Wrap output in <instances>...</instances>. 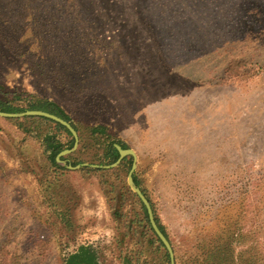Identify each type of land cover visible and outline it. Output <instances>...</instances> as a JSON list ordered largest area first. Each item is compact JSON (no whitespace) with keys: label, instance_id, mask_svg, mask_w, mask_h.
Returning a JSON list of instances; mask_svg holds the SVG:
<instances>
[{"label":"rangeland","instance_id":"obj_1","mask_svg":"<svg viewBox=\"0 0 264 264\" xmlns=\"http://www.w3.org/2000/svg\"><path fill=\"white\" fill-rule=\"evenodd\" d=\"M0 84L62 105L80 164L106 166L105 141L136 151L176 264H264V0H0ZM24 130L0 119V264L83 245L99 264H171L132 167L56 177Z\"/></svg>","mask_w":264,"mask_h":264},{"label":"trees","instance_id":"obj_2","mask_svg":"<svg viewBox=\"0 0 264 264\" xmlns=\"http://www.w3.org/2000/svg\"><path fill=\"white\" fill-rule=\"evenodd\" d=\"M13 91L6 90V87L0 84V111L2 112H8V113H20L25 112L27 110H42L46 111L55 115H58L65 120L71 122L75 129L80 133V129L76 124H74L72 117L70 114L66 111V109L60 105L58 102L50 100V99H39L34 100L30 102L27 106H23L22 104H18L16 102L17 98H9V96L12 94ZM15 96V93H14ZM3 121H8L11 123H16L21 128L23 127L25 132H29L30 134L35 133L37 131L38 137L41 138L43 145H44V155L46 156V159L48 161V168L53 171L56 177H60L65 175L66 172H74L69 170L66 166L60 164L57 162V156L59 153H61L65 149H70L75 144V139L71 132L60 123H57L53 120L43 118V117H25V118H2ZM25 124H29V126H26ZM38 130H41L38 132ZM90 132L92 135H103L107 134V128L104 126H98L93 127ZM60 135H66L68 137V141L64 142ZM80 137L82 140V134L80 133ZM115 144H120L124 148H128L126 144H124L121 141H109L104 142L105 145V151L103 154V158H100V165H107L112 164L116 162L119 157L120 153L118 149L116 148ZM78 152H74L66 157H63L64 161H67L68 163L72 165H78L81 162L75 161L78 159L77 157ZM75 161V162H74ZM128 165V169L133 165V157H126L122 163L115 169L106 170L104 168H89L85 167L83 170H88L90 172H103V173H117L121 170H124L126 166ZM127 169V170H128ZM82 170V169H81ZM55 177V178H56ZM135 181L139 185L136 175H135ZM51 185V183H50ZM113 187V185H111ZM131 191V190H130ZM138 197L137 195H135ZM139 199V197H138ZM140 200V199H139ZM150 200V199H149ZM151 202V200H150ZM140 203L142 205V210L145 214L146 221L148 226L150 227V230L153 232V234L156 236L158 243H160L161 246L165 247L163 242L159 239L157 234L155 233L151 222L149 220L148 211L146 206L143 204V202L140 200ZM152 204V203H151ZM153 206V205H152ZM154 208V207H153ZM155 211V210H154ZM156 217V215H155ZM156 220L163 231V233L167 236L169 239V236L164 229V227L161 225L159 219L156 217ZM169 256V255H168ZM66 264H98V253L97 250L90 245H83L80 246L78 252L76 254H71Z\"/></svg>","mask_w":264,"mask_h":264},{"label":"water","instance_id":"obj_3","mask_svg":"<svg viewBox=\"0 0 264 264\" xmlns=\"http://www.w3.org/2000/svg\"><path fill=\"white\" fill-rule=\"evenodd\" d=\"M0 117H2V118L43 117V118L53 120V121L60 123L61 125L65 126L73 135V137L75 139V144L72 148L65 149L61 153H59L57 156V162L60 164H64V166H66L67 168L72 169V170L79 169L82 166H92L95 168H107V169L116 168L122 163V161L126 157H128V156L133 157L134 162H133L132 168H131L129 175H128L129 186L135 192V194L139 197V199L143 202V204L146 206L151 225H152L155 233L159 237V239L165 245V248L167 249V251L170 255L171 264H176V256H175L173 246H172L170 240L167 238V236L161 230V228H160V226L156 220L155 213H154V210H153V207L151 205L150 200L145 195L143 190L135 182L134 174H135V171L137 169L138 164H137V153L134 149L124 148L120 144H115L116 148L118 149V151L120 153V157L116 162H114L110 165H106V166L90 165L88 163L78 164L76 166H73L72 164L63 160V157H66V156L74 153L78 149L79 144H80L79 133L75 129V127L73 126V124L71 122L65 120L64 118H62L58 115H55V114H52V113H49L46 111H42V110H27L25 112H20V113H8V112L0 111Z\"/></svg>","mask_w":264,"mask_h":264},{"label":"crops","instance_id":"obj_4","mask_svg":"<svg viewBox=\"0 0 264 264\" xmlns=\"http://www.w3.org/2000/svg\"><path fill=\"white\" fill-rule=\"evenodd\" d=\"M78 252V251H77ZM77 252L73 253V254H76ZM98 253V252H97ZM100 263L99 261V253H98V264Z\"/></svg>","mask_w":264,"mask_h":264},{"label":"flooded vegetation","instance_id":"obj_5","mask_svg":"<svg viewBox=\"0 0 264 264\" xmlns=\"http://www.w3.org/2000/svg\"><path fill=\"white\" fill-rule=\"evenodd\" d=\"M78 250H79V249H78ZM78 250H77V251H78ZM77 251H75V252H77ZM75 252H74V253H75ZM72 254H73V253H72Z\"/></svg>","mask_w":264,"mask_h":264}]
</instances>
